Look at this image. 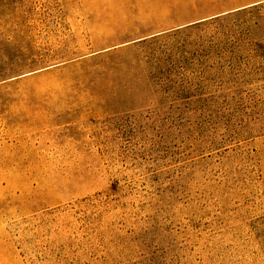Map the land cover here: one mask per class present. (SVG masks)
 <instances>
[{"label": "rangeland", "instance_id": "rangeland-1", "mask_svg": "<svg viewBox=\"0 0 264 264\" xmlns=\"http://www.w3.org/2000/svg\"><path fill=\"white\" fill-rule=\"evenodd\" d=\"M169 1L0 0V264H264V2Z\"/></svg>", "mask_w": 264, "mask_h": 264}, {"label": "crops", "instance_id": "crops-1", "mask_svg": "<svg viewBox=\"0 0 264 264\" xmlns=\"http://www.w3.org/2000/svg\"><path fill=\"white\" fill-rule=\"evenodd\" d=\"M261 2H264V0H172L169 1V3L175 6L167 7V10H196L213 12L210 15L189 19L183 23L181 22L174 25V27H181L203 20L207 16L213 15L214 17L227 12L238 11Z\"/></svg>", "mask_w": 264, "mask_h": 264}, {"label": "trees", "instance_id": "trees-1", "mask_svg": "<svg viewBox=\"0 0 264 264\" xmlns=\"http://www.w3.org/2000/svg\"><path fill=\"white\" fill-rule=\"evenodd\" d=\"M187 29H190V28H186L185 30H175L174 32L167 35L168 38L170 37L173 39V40H171V44L166 47L167 51H169V52L180 51L179 46L184 41V39H181L182 41H179V39H177V36H180V34L185 32ZM172 41H174L175 44H173ZM172 44H173V46H172Z\"/></svg>", "mask_w": 264, "mask_h": 264}]
</instances>
